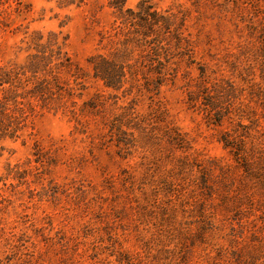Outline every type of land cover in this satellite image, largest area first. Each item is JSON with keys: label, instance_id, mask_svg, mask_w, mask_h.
<instances>
[{"label": "rangeland", "instance_id": "rangeland-1", "mask_svg": "<svg viewBox=\"0 0 264 264\" xmlns=\"http://www.w3.org/2000/svg\"><path fill=\"white\" fill-rule=\"evenodd\" d=\"M126 1L135 7L140 0ZM150 1L158 10L181 6L193 58L186 56L178 78L158 90L126 84L114 91L89 78L75 104L44 110L21 138L0 141V176L8 164L22 172L0 181V264H264L258 211L241 218V229L233 211L215 205L223 193L229 199L251 195L244 208L264 204V189L238 175L221 141L234 129L243 134L239 124L252 125L255 135L264 130V110L249 94L264 86L256 37L264 34V0ZM96 7L95 0L68 7L57 0H0V65L23 62L32 36L45 40L55 32L73 61L90 71L87 58L104 51L100 39L111 22L109 10ZM202 66L206 90L198 93ZM216 78L240 97L231 98V113L223 97L230 85L216 94ZM206 94L222 96L219 109L229 117L220 124L211 119ZM94 97L102 102L97 108L83 105ZM127 107L134 108L131 124L139 118L142 129L124 125L123 134L111 122ZM172 130L178 143L169 141ZM38 150L43 161L36 159ZM198 164L209 166L201 185ZM206 218L216 228L191 243Z\"/></svg>", "mask_w": 264, "mask_h": 264}, {"label": "trees", "instance_id": "trees-1", "mask_svg": "<svg viewBox=\"0 0 264 264\" xmlns=\"http://www.w3.org/2000/svg\"><path fill=\"white\" fill-rule=\"evenodd\" d=\"M100 1L95 0L96 8L99 11L104 8L109 10L110 30L107 35H101L100 42L104 51L93 53L87 58L90 71H85L73 61L64 49L63 41L58 39L55 32H49V37L45 40L43 34L32 36L31 45L28 48L30 51L23 62L8 61L0 65V141L21 138L30 122L44 110L57 109L66 101L75 104V98H82L84 90L88 89L89 78L100 81L104 87L114 91L124 90L127 87L126 84H129L130 88L158 90L161 86L173 83L178 78V66L186 56L193 58L194 41L191 33L187 32L186 13L180 9L181 6H170L164 10H158L150 0H140L135 7L129 6L126 0ZM86 2L87 0H57V5L59 7H68L73 4L79 6ZM256 37L261 43V57L257 59H262L261 69L264 75V34L260 32ZM105 40L107 44L103 43ZM203 69L202 66L197 83L198 93L200 91L205 93L204 88L206 90L204 85L206 72ZM219 79L216 78L213 83L214 92L221 93V87L230 85V88L223 93V97H228L230 102L226 113H231L234 109L231 98L236 97L239 100L240 97L235 95L236 89L233 85L231 86L227 80ZM249 94L251 98L254 95L257 96L256 103L264 110V86L263 88L258 86L257 93L249 92ZM221 97L219 94L204 96V104L211 107L213 111L211 119L217 124L229 117L222 116L224 111L219 109ZM189 99L193 100L191 96ZM98 101L94 97L83 101V105L97 108V105L102 103ZM237 109H240L239 106ZM239 111L243 112L241 109ZM133 114V107H127L122 113L117 114L111 122L112 129L116 128L123 134L127 133L123 129L124 125L137 131L141 130L142 124L139 118L138 122L131 124L134 120ZM246 117L249 116H238L241 120ZM258 123L261 122L258 121ZM239 125L244 128L243 134L234 129V134L230 132L221 134V141L233 155L238 175L242 179H255L258 182L257 187L264 189V130L262 132L260 130V134L255 135L251 132L252 125ZM166 133L168 134V131ZM169 134L170 143H174L171 139H175L177 143L178 139H181L177 130H172L171 137ZM130 135L133 136L134 133ZM247 143H250L249 148L246 147ZM34 154L38 155L36 158L38 161H43L41 156L39 157V150ZM185 158L183 156L182 164L185 163ZM198 167H200L198 171L201 185L206 183L205 171L207 169L208 172L209 166L198 164ZM18 168L19 165L13 167L8 164L9 172L0 176V181H5L9 177L19 179L22 172ZM248 186L246 183L242 185L244 188ZM224 195L223 193L222 197L225 198H221L220 203L215 205L227 212L233 211L232 218L235 219L234 222H240L241 229L244 225L241 218L249 211L256 210L258 218L263 223L258 230L264 231L263 203L258 209L254 206L244 208L245 203L251 204V195L237 196L235 199H229ZM196 226V232L189 239L193 244L203 242L208 233L216 228L208 218L201 220ZM259 242L262 240L259 239ZM182 262L187 264L186 260Z\"/></svg>", "mask_w": 264, "mask_h": 264}]
</instances>
